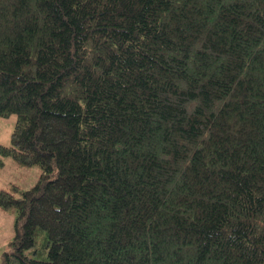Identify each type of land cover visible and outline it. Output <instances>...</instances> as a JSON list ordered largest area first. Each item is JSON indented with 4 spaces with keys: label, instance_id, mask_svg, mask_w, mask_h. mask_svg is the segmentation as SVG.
Here are the masks:
<instances>
[{
    "label": "trees",
    "instance_id": "16d2710c",
    "mask_svg": "<svg viewBox=\"0 0 264 264\" xmlns=\"http://www.w3.org/2000/svg\"><path fill=\"white\" fill-rule=\"evenodd\" d=\"M0 264H264V0H0Z\"/></svg>",
    "mask_w": 264,
    "mask_h": 264
},
{
    "label": "rangeland",
    "instance_id": "374dc122",
    "mask_svg": "<svg viewBox=\"0 0 264 264\" xmlns=\"http://www.w3.org/2000/svg\"><path fill=\"white\" fill-rule=\"evenodd\" d=\"M16 121L15 114L0 118V144L10 145V136ZM0 167V188H7L15 184L21 189L33 186L39 178L40 167L38 165L22 166L15 160L6 156L2 159ZM15 213L12 210L0 208V260L3 252L9 250V242L14 236Z\"/></svg>",
    "mask_w": 264,
    "mask_h": 264
}]
</instances>
